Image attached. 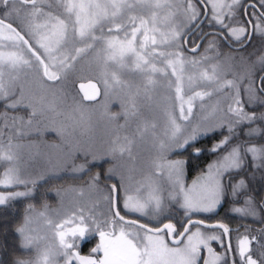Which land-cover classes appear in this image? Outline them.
<instances>
[{
  "label": "snow or ice",
  "instance_id": "1",
  "mask_svg": "<svg viewBox=\"0 0 264 264\" xmlns=\"http://www.w3.org/2000/svg\"><path fill=\"white\" fill-rule=\"evenodd\" d=\"M257 3L264 9V0ZM255 8L256 4H246L245 0H0V104L5 109L0 112V164L8 165L0 173V206L34 197L38 183L48 179L23 178L17 166L14 149L21 145L14 144V138L23 137L38 115L55 111L54 102L45 103L46 97L25 101L24 90L19 87L22 73L35 76L42 91L55 93L66 86L69 75L81 65L78 78L87 82L80 83L77 89L80 104L101 95L98 83L105 96L120 90L126 100V121L142 118L139 101H151L152 92L162 88L165 95L156 105L153 119H144L132 138L124 137V143L114 142L113 153L130 156L137 137L150 136L165 153L184 148L208 133L223 134L224 129L228 133L210 149L225 154L190 185L183 180L185 162L161 156L162 163L152 161L150 171L135 181V195L130 194L131 176L127 181L122 177L119 183L105 185L104 189L98 187L100 173L91 177L89 187L104 192L103 212H96L97 202L91 206L71 204L54 219L46 211L41 212L45 236L32 234V217L26 215L16 231L22 238V247L34 249L35 255L14 264H58L59 259L63 264H264V244L257 241L258 248H252L256 237L241 234L235 238V245L230 239L225 243L224 238L232 232L228 224L192 219L197 213L214 212L228 188L234 198L240 196L246 181L233 184L230 177L244 167L246 156L251 155L255 167H264V145L235 144L228 150L237 127L264 121V113L257 116L245 110L246 104H264V54L231 80L221 79L216 64L203 67L213 59L206 53L215 50L220 40L240 44L243 49L252 35L264 36V11H248ZM201 17L207 18L210 26H218L219 31L200 36L201 42L208 36L213 38L205 54L197 58L200 44L193 41L195 46L190 49L186 45ZM10 19H19L20 27H14ZM185 51L193 55L189 57ZM89 56L87 64H82ZM241 60L247 63L244 57ZM92 64L99 70L97 83L92 82ZM125 73L142 78V87L122 79ZM225 92L230 93L226 107H221L219 100L210 103L213 96ZM242 92L247 100L242 98ZM21 107L30 110L27 117L9 115ZM217 113H223L222 118L210 122ZM5 129L9 131L7 144L3 139ZM261 131L249 128L246 135L256 136ZM195 151L199 153L201 149ZM87 163L85 160L84 164L74 165L73 173L86 171ZM164 170L167 186L156 179ZM21 187L23 191L12 190ZM171 205L179 206L182 218L166 213ZM44 207L47 210V205ZM257 207L255 199L247 196L243 207L231 211L257 218ZM259 209L264 211V204ZM32 211L30 205L28 212ZM128 215L138 218L128 219ZM142 219L147 222L142 223ZM249 231L246 229V233ZM259 231L264 236V229ZM93 235L99 242L88 255H81L80 242ZM43 240L48 242L42 245ZM213 242H219L224 250L217 252Z\"/></svg>",
  "mask_w": 264,
  "mask_h": 264
},
{
  "label": "rangeland",
  "instance_id": "2",
  "mask_svg": "<svg viewBox=\"0 0 264 264\" xmlns=\"http://www.w3.org/2000/svg\"><path fill=\"white\" fill-rule=\"evenodd\" d=\"M249 1L255 2L260 8L257 0H245V3ZM136 11H139V9ZM2 13L3 9L0 11V14ZM180 20L181 18H178L177 23H179ZM15 21L19 24V26L21 25V21L19 19H15ZM8 22L13 23V20L10 19ZM205 24L209 28L219 30L218 26H210L207 18ZM13 25L18 27V25L14 23ZM225 35H227V33H225ZM212 38L213 37L210 36L204 41L201 50L195 54L197 58L200 55L205 54L204 49L207 46L208 41ZM251 49L253 53L258 55L264 54V47H261L258 52L253 51V48H248L245 51V49H230L226 45L223 46L219 41L218 47L215 50L206 53L208 56L213 57V59H211L208 64L203 67H209L210 65L216 64L218 65V72L222 80L234 79L247 71L251 63L255 61L258 56L256 54L250 55ZM185 55L191 57L193 54L185 51ZM241 57H244L247 63L242 62ZM90 58L91 57L89 56L81 63L87 64V61ZM80 67L81 65H77L78 70L69 75L66 84L67 87L65 86L60 91L55 93L42 91L39 80L31 73L27 75L23 73L20 74L19 87L24 90L26 102L29 100L36 102L39 101L41 97H46L45 103L54 102L55 104V111H45L42 115H38L35 118L33 127L30 130H27V133L23 137L18 139L14 138L13 140L14 144L21 145V147L14 149V151L18 156L17 166L21 170L22 177L26 179H35L38 176H51L57 178L69 177L73 179V177L78 178L90 169L93 171L89 172L87 177L84 179H78L74 182H67L62 185L55 186L54 189L50 190V194H52L51 199H45V201L36 207L30 204L33 208L31 213L28 212L30 205L27 206L22 222L16 226L14 231L19 237V250L24 253L21 254L20 258H16L15 261L18 259L28 260L33 258L35 255L34 249H25L22 247V238L16 231V229L23 224L26 215H30L32 217V224L30 225V227L34 230L32 234L45 236L47 229L44 226V219L39 216V213L41 212L46 211V215L49 218L54 219L56 218L58 212L62 211L63 208H66L71 204L76 203L79 205L91 206L94 202H97V207L95 209L97 213L106 210V204L102 199L104 192L97 191L96 188L89 187L91 177L97 173H100V182L98 185L100 189H104L105 185L119 183L122 177L125 181H127L129 176L133 177V191L130 192V194L135 195V181L139 180L142 175L150 171L149 165L152 161L156 160L162 163L163 161L160 160L161 156H164L168 161L183 160L185 162L183 180L186 184L190 185L192 181L197 178V176L207 169L209 164H212L219 156L223 155L219 152L215 159L209 162L203 170L188 179L186 178V161L188 159V153L185 155L180 154L188 145L181 149H175L172 152L162 153L159 149L158 143L150 136H147L144 139L137 137L135 139V143L132 145L130 156L128 153H125L124 155H120L118 152L113 153L112 148L115 146L114 142L121 144L124 143V137L127 136L132 138L135 129L143 122L144 119L149 121L153 119V113L156 111V105L160 103L161 98L165 95L164 90L162 88H157L154 92H152L151 95L153 99L151 101L143 99L139 101L142 118L126 121V118L123 115L125 111L123 104L126 103V100L124 99V93L120 90L110 92L108 96H105L102 85L98 83L101 88L100 98L94 102H85L80 104V97L77 95V88H75V84L70 88V90L68 89V87L71 86V81L69 80L72 78L73 82L74 79L81 75V72L79 71ZM90 68L93 80L97 81L95 77L99 76V70L95 64L90 65ZM122 79L131 81L137 86L142 87L143 85L142 78L139 76L125 73L122 75ZM79 81L85 80L79 79ZM241 95L244 100H247L246 94L242 92ZM229 96V92L221 93L218 96H213L210 103L215 104V102L219 100L220 106L226 107V105L230 102L228 99ZM248 106L249 105L246 104V111H248ZM37 109L39 110V105H37ZM3 111H5L3 104H0V112ZM28 111L30 110H26L21 107L16 111L9 112V115L27 117ZM222 116L223 113H217L214 117H212L210 122H218ZM111 117L116 118L112 119ZM53 129L56 131H53ZM8 136L9 131L5 129L3 137L5 144H7ZM204 136L205 135L200 136L199 138ZM117 138H119V141H117ZM86 153L87 155H85ZM85 160L88 162L86 171L73 173V166L84 164ZM0 167V173H2L4 168L8 167V165L7 163H2L0 164ZM109 169H112L113 171L110 173ZM156 179L161 184H165V186H167V170H164L163 175L156 177ZM12 190L23 191L24 189L21 187ZM228 194L229 192H227L224 200L217 206L214 212L222 208L225 212L233 214L234 212L231 211L232 208L243 207V203L233 202L231 192L229 196ZM227 198H229L228 205L225 201ZM45 205H47V210H45ZM166 213L176 219L182 218V210L179 209L178 205L169 206ZM212 213H197L193 215V217L211 222L210 220H206L205 217H207L206 215ZM122 214L124 213L122 212ZM234 214L240 219L235 220L236 218H226L225 214L222 213L220 218L223 217L224 220L215 219V221L226 223L229 227L235 226V229L241 223L249 225V222H244L248 216L238 213ZM126 218L137 219L138 216L128 215ZM257 218L251 217V220H255ZM141 222L144 223L147 221L142 219ZM164 222H167V220ZM242 228L245 229L244 227H241L240 229ZM241 234H248L250 239L253 236L256 237V240L252 243L253 249L258 248L257 241L260 243L263 238H261L260 232L253 236L249 232L246 233V230L236 231L235 233L231 232L229 239L233 245H235L236 242L235 238ZM47 242L48 241L43 240L41 241V244L43 245ZM86 242L87 244H84ZM98 242V236L93 235L80 242L78 251L81 250L79 252L90 253V250L95 247ZM224 242L227 243L225 238ZM212 247L217 252H222L224 250L219 245V242H213ZM98 255H102V253ZM202 255L206 256L207 253L202 252ZM58 264H63V260L59 259Z\"/></svg>",
  "mask_w": 264,
  "mask_h": 264
},
{
  "label": "trees",
  "instance_id": "3",
  "mask_svg": "<svg viewBox=\"0 0 264 264\" xmlns=\"http://www.w3.org/2000/svg\"><path fill=\"white\" fill-rule=\"evenodd\" d=\"M259 9L261 11H264V9L261 8ZM248 11H255V10L248 9ZM243 19L246 20L244 16ZM205 22L206 20L202 23V25L198 29H196L193 32L194 34L190 36L189 46H194L195 44L192 42L194 41L196 43L200 39V36L203 34V32L210 29L209 27L206 26ZM13 23L18 25V27H20L15 20H13ZM209 37L210 36H208L206 39H208ZM206 39H204L203 42L201 43L200 50L202 44ZM220 42L222 43L223 46L226 45L223 40H220ZM229 42L232 45L241 46L240 44L231 41ZM261 47H264V36L260 34H254L252 35L250 42L246 44V47H244L243 49H241V47L234 49H241V50L245 49L246 51V49L248 48H253V51L258 52ZM250 52L252 55L256 54L252 52V49L250 50ZM69 81H71V86L68 87V89L70 90V88L74 84L76 88V83L77 81H79V79L76 78L72 82V78H71ZM262 98H264V95H262ZM247 109L249 113H255L257 116H259L261 113H264V104L257 102L255 104L249 105ZM249 128H259L262 131L259 135L249 137L248 135H246V133L249 131ZM236 133L237 135L232 140L228 150H230L231 146L235 144H242L245 147L248 145H257V146L264 145V121L257 120L255 123L252 124H247V123L242 124L236 128ZM223 135H227L226 129L223 130V134H221L219 131L216 133H209L204 137L198 138L196 142L190 143L182 151V153H180L184 155L188 153V159L186 161V178L188 179L192 178V176H194L199 171L203 170L204 167H206V165L209 162L215 159L216 155H218L219 152L213 153L210 151V149L214 144L218 143V141L223 138ZM197 148L201 149L199 153L195 151V149ZM220 153L224 154V152H220ZM91 171L93 170L90 169L89 171L82 174L78 178L73 177V179L69 177L57 178V177L46 176V178H48L47 182L38 183L37 185L38 194L34 195V197L18 198L16 200L9 202L4 206H0V264H14L15 259L20 258L21 254H24L22 253V251L19 250L20 248L19 237L17 236V234H15L14 231L16 226H18V224L22 222L27 206L30 204H32V206L34 207L39 206L43 201H45V199L52 198V194H50L51 193L50 190L54 189L55 186L62 185L63 183H67V182H74L78 179H84ZM230 178L233 184L237 183L240 180H244L246 181V185H247L246 189L240 194L239 197L236 198L233 197V202L243 203L244 199L247 196H252L257 203L258 206L257 211L259 212V217L257 219L251 220V217L248 216L244 220V222H249V225H245L241 223L236 227V229L235 226L233 227V229L235 231H240V230L245 231L247 229L250 230L249 233L252 236L257 235L260 232L259 231L260 229H264V211H260L259 209V205L264 204V167H259V168L255 167L251 155H248L245 157L244 167L240 169L238 172H233ZM227 192H229L228 194L229 196L231 189L228 188ZM228 199L229 198H227V200L225 199L227 205L229 202ZM222 213L225 214L226 218L227 217L236 218L235 220L240 219L236 217L234 213L232 214L230 212H225L222 208H220L219 210H217L212 214L206 215L207 217H205V219L210 220L211 222H215V219L222 220L223 217L220 218V215H222ZM241 227H244L245 229L243 228L240 229ZM261 238L262 241L259 244H264V236L261 235ZM84 244H87V242Z\"/></svg>",
  "mask_w": 264,
  "mask_h": 264
},
{
  "label": "water",
  "instance_id": "4",
  "mask_svg": "<svg viewBox=\"0 0 264 264\" xmlns=\"http://www.w3.org/2000/svg\"><path fill=\"white\" fill-rule=\"evenodd\" d=\"M247 3H253V4H255L254 2H247ZM246 3V4H247ZM255 10L257 11V12H260L261 10L259 9V7L256 5V8H255ZM245 17V19L247 20L248 19V17L247 16H244ZM206 20V18L205 17H201V22H199V26L198 27H194V28H192V33L196 30V29H198L201 25H202V23L204 22ZM14 26V25H13ZM15 27V26H14ZM216 31H218V30H215V31H213V30H211V31H207V32H205V33H212V32H216ZM249 31H251V26H249ZM252 37V36H251ZM201 40L199 39L197 42H196V44H200V46H201ZM227 43V45L230 47V48H239V47H241V46H235V45H232L230 42H226ZM245 43L247 44L248 43V41L246 40L245 41ZM195 46V45H194ZM194 46H189L188 45V43H187V45H186V49H190V48H192V47H194ZM188 52H190V51H188ZM87 81H78L77 83H76V88L78 89V86H79V84L80 83H86ZM93 83H97V81H95V80H93L92 81ZM98 87L100 88V86H99V84H98ZM100 90H101V88H100ZM101 96V95H100ZM100 96H98L97 97V99L96 100H98L99 98H100ZM95 100V101H96ZM91 102H94V101H91ZM192 219H199V218H192ZM205 221V220H204ZM217 222V221H216ZM216 222H208V221H205V223H209V224H211V223H216ZM225 240H226V242L228 243L229 242V237L228 236H226L225 237ZM80 254L81 255H86V254H82L81 252H80Z\"/></svg>",
  "mask_w": 264,
  "mask_h": 264
},
{
  "label": "flooded vegetation",
  "instance_id": "5",
  "mask_svg": "<svg viewBox=\"0 0 264 264\" xmlns=\"http://www.w3.org/2000/svg\"><path fill=\"white\" fill-rule=\"evenodd\" d=\"M250 2V1H249ZM255 10V9H254ZM256 11V10H255ZM257 12V11H256ZM211 30H213V31H215L216 29H214V28H210V29H208V30H206L205 32H207V31H211ZM219 31V30H218ZM205 32H203V33H205ZM189 43H190V41L188 42V45H189ZM224 43L227 45V43L224 41ZM228 46V45H227ZM229 47V46H228ZM230 48V47H229ZM230 49H232V48H230ZM192 218H194V217H192ZM216 222V221H215ZM231 229H232V232L233 233H235L236 231L233 229V227H231ZM82 254H86V255H88L89 253H86V252H81Z\"/></svg>",
  "mask_w": 264,
  "mask_h": 264
}]
</instances>
